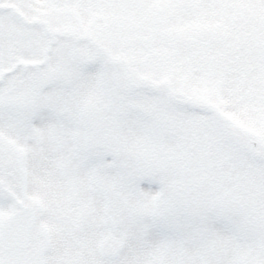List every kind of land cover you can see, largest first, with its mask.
Masks as SVG:
<instances>
[{
    "label": "snow or ice",
    "instance_id": "obj_1",
    "mask_svg": "<svg viewBox=\"0 0 264 264\" xmlns=\"http://www.w3.org/2000/svg\"><path fill=\"white\" fill-rule=\"evenodd\" d=\"M0 264H264V0H0Z\"/></svg>",
    "mask_w": 264,
    "mask_h": 264
}]
</instances>
